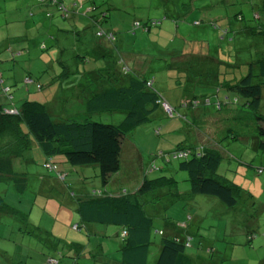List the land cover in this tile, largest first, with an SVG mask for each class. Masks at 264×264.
I'll use <instances>...</instances> for the list:
<instances>
[{
  "label": "rangeland",
  "instance_id": "374dc122",
  "mask_svg": "<svg viewBox=\"0 0 264 264\" xmlns=\"http://www.w3.org/2000/svg\"><path fill=\"white\" fill-rule=\"evenodd\" d=\"M72 1L70 3L67 0L64 4L72 6ZM93 1L97 8L91 14L98 20V11L106 13L102 27L113 30L116 35L123 34L125 48L129 44L134 46L139 59L138 66L148 70L147 74L154 79L155 89L173 106H178V102L189 100L192 96L201 99L203 93L215 101L212 94L216 79L211 85H206L203 82L204 79L208 80L203 75L206 73L186 71L185 61L189 56L183 55L185 48L188 49L195 43L208 44L210 55L219 59L218 64L220 61L230 65L236 63L235 69L237 63L242 64L235 71L236 74L233 72L237 79L245 75L249 67L254 74L256 64L264 59V0H87L83 6L92 4ZM31 3L33 0H0L1 36L17 38L24 35L26 15L35 11L29 7ZM60 19L51 22L45 16L38 28H32V23L28 22V27L39 32L31 33L30 37L35 40L26 41L30 49L22 54L40 64L38 56L42 54L44 63L52 65L44 66L45 70L54 68L58 71L60 68V72L62 71L63 75H57L58 90L49 92L50 95H57L52 100L53 116L64 114L78 119L89 116L97 122L120 125L125 116L122 112L102 111L89 114L87 105L81 102V96L88 95V85H95L93 78L86 72L93 68L104 78L103 63L108 64L110 61L113 66L117 56L97 58L90 53L85 55L86 62L83 61L76 56V53L81 54L84 50L81 40L89 46L96 43L93 31L90 27L87 28L89 22L86 23L87 30L82 36L72 32L69 19ZM152 21H157V24L148 31L137 26L138 22L145 25ZM64 23L68 28L58 30V24ZM53 39H57L60 46L53 45ZM44 42L47 48L43 50L40 45ZM71 42H76L75 48H72ZM61 46L63 47L60 48ZM96 63H100L101 67L100 64L96 67ZM22 64L26 68L27 63ZM204 69L206 66L201 70ZM29 72L34 80L40 78L41 82L47 81V78L41 76L42 69L34 67ZM10 76H13L12 73ZM81 78L84 79L82 84L79 83ZM222 82L218 81L219 84ZM252 82H256L255 79ZM262 92L263 97L257 110L248 107L246 98L222 89L218 93V99L223 101L224 96L228 95V100L231 101L229 104L223 105L221 110H216L213 105L199 106L198 115L195 114L196 110L188 112L186 120L169 118L160 108H155L149 114L145 126H137L133 131L127 130L120 168L111 174L105 185L100 180L98 166H73L65 162L62 154H58L54 160L66 173L65 181L61 182L64 174L54 176V171L47 172L44 168H52L48 165L41 166L42 153L39 149L32 148V161L21 166L15 160L20 168L18 172L28 177L25 190L21 192L13 183L0 182V195L8 206L15 209L13 214H0V264H47L44 255H47L52 243L56 246L69 240L66 230L87 237L83 226L79 230L72 227L80 222L75 198H81L94 189L112 193L127 190L130 193L144 176L153 178L160 175L173 177L177 190L184 197L185 205L178 202L167 210V216L187 222V231L192 235L193 245L189 251L196 256L194 264H264V170L258 173L260 169H264V150L258 144L260 138L256 118L258 114L264 116V89ZM39 93L38 96L33 94L31 99L43 103L47 96L46 90ZM234 98L235 102L232 101ZM13 101L16 102V99ZM16 104L19 105L18 102ZM204 117H211L217 122L211 136L203 135V128L206 129L209 124H206ZM163 124L160 136L151 133L152 128H162ZM175 126L178 128L174 129ZM136 130L139 135H135ZM139 131H143L145 135H141ZM130 141L143 152L147 165L152 160L151 155L159 152V148L169 152L178 146L187 148L201 143L211 147L220 156L217 177L239 187L236 204L229 207L208 194L192 195L187 172L178 169L177 159L164 163L158 157L156 163L158 166L164 165L165 169L144 175L135 156L128 150ZM36 146L37 144L34 147ZM41 175L50 183V187L43 184L46 181L41 180ZM70 192L74 193V197ZM153 195L154 192H148L143 198L148 199ZM165 200L167 199L146 205V212L157 228L165 226L164 211L158 208ZM70 217L71 223L68 225L66 221ZM96 225L101 229L106 227ZM160 238L158 234L154 237L155 242L149 254L150 264L155 260ZM110 250L113 251V245ZM59 264H71V260L63 257Z\"/></svg>",
  "mask_w": 264,
  "mask_h": 264
},
{
  "label": "trees",
  "instance_id": "16d2710c",
  "mask_svg": "<svg viewBox=\"0 0 264 264\" xmlns=\"http://www.w3.org/2000/svg\"><path fill=\"white\" fill-rule=\"evenodd\" d=\"M71 1L69 2L71 3ZM85 1L87 0H73L72 6H70L64 4L65 2L63 3L62 0H33L29 7H32L35 11L31 12V15H26V17H31L33 14H45L46 17H50L55 13L56 16L70 20L73 15L77 16L85 10L81 15L89 19L90 25L88 27L93 31V38L96 42H107L112 45L110 50L106 52V56L109 58V56L113 57V55H116L117 59L113 66L110 61H108V64L104 62L102 66V69L105 70L104 78L99 76L97 80L92 79L95 85H88L89 88L86 89L88 95H82L81 102L87 105L89 114L102 111H118L125 116L120 125L97 122L91 120L89 116H84L86 118L81 119L64 115L63 117H58L56 115L53 116V112L45 103L26 98L14 108L9 103L12 102L11 88L9 86H1L2 79H0V93L5 99H0V182L13 183L18 191L23 192L25 190L28 177L24 173L18 172L20 168H18L19 166L14 159H19L21 166L26 162L32 161L33 158L32 156L30 157L32 148L41 151V166L48 163L47 159H49L51 164L53 160L54 169H50L51 171L44 169L51 173L54 171L55 176H59V173L64 174L60 180L61 182L65 181L66 173L59 168L58 163L54 160L55 155L58 154H62L65 162L73 166H98L100 180L103 185L107 184L111 174L116 173L120 168V158L125 145L127 130L133 131L137 126L146 123L149 119V114L158 105L161 106L160 100L166 101L155 89L150 75L136 72L133 68L132 70L125 59L118 55L119 45L116 42V33L109 28H103L101 25L107 16L106 13L98 11L99 19L97 20L95 15L91 14L97 8L95 2L93 1L92 4L83 6ZM156 24L157 21H152L145 25H141L138 22L137 26H141L143 31H148L151 26ZM74 44L75 42H71L72 48H75ZM40 48L43 50L47 48L45 42L40 45ZM90 53L81 51V54L76 53V56L86 62L85 55ZM95 56L97 58L103 57L101 54L100 56ZM209 56H211L210 52ZM97 64L99 65L100 63H96V67L98 66ZM118 65H120V69L117 68ZM240 65L242 64H238L237 69H239ZM237 69L234 67V71ZM61 72L59 68L58 73H55L56 79L51 82L54 78L52 76L46 82L54 83L58 81L57 75H63ZM92 72L97 73L93 68L86 73H89L90 77L93 78L91 76ZM32 77L26 76L22 79L23 87L33 85L35 89H42L43 85L37 81L38 78L34 80ZM253 79L256 82H252ZM101 80L106 85L98 89L96 86ZM148 80H151L150 85L147 84ZM79 83L82 84L83 81L81 83V80H79ZM263 86L264 59L259 60V63L256 64V72L254 74L251 71V67H249L248 72L239 79L234 75L232 81L227 79L218 87H214L213 94L217 96L221 89L232 91L246 98L248 107L257 110L263 97ZM200 97L202 98L199 99L196 96H192L189 100H181L178 106L168 103L173 113L172 116L165 114L169 118L178 117L186 120L188 112L197 111L199 106L213 105L216 110H221L223 105L231 102L228 100L229 98H224V102L215 98L213 102L210 96L201 95ZM232 101L235 102L236 98ZM178 107L184 110L180 111ZM256 118L258 122L257 133L260 138L258 144L264 150V116L258 114ZM35 144H37L36 147H34ZM154 157H160L164 163L173 159L179 160L178 169L187 172L192 195L193 193L208 194L217 197L229 207L236 204L239 187L217 177L216 170L220 156L211 147L202 143L198 146L187 148L178 146L169 152L157 153ZM164 167V165L158 166L153 160L150 161L147 167L142 168V173L148 175L154 171L163 170L165 169ZM262 170L264 169H260L258 173ZM41 180L45 181L46 179L42 176ZM43 184L46 185V182ZM47 186L50 187L51 185ZM148 192H154V195L144 199L143 197ZM70 195L74 197L73 192H70ZM164 198L167 200L162 202L158 208H162L164 211L163 216L166 222L164 228H157L153 219L146 212V205L161 201ZM75 199L77 203L76 212L80 222L72 226L74 230H79L86 223L113 224L122 228L121 240L119 241L120 264H150L149 254L151 246L155 242L154 237L156 234L160 235L161 238L152 264H194V257L196 256L191 250L189 251V248L193 245L191 243L192 235L187 231V222L178 223L176 221L174 223L172 216H167V210L178 204V202L185 205L184 197L177 190L176 180L173 177L160 175L147 178L144 176L141 183L137 184L130 193L127 190H123L120 193H112L94 189L89 194ZM14 212L15 209L8 206L0 195V214H13ZM73 245L77 247L83 246L78 241H66V243H58L56 246L52 243L44 261L47 264H58L60 259L71 251V246ZM54 252L55 255L53 256L55 258L51 257ZM73 256H76V254ZM49 259H55L56 261L50 262ZM76 260L75 258L74 262ZM76 264H84V261L79 260Z\"/></svg>",
  "mask_w": 264,
  "mask_h": 264
},
{
  "label": "crops",
  "instance_id": "0c3cea01",
  "mask_svg": "<svg viewBox=\"0 0 264 264\" xmlns=\"http://www.w3.org/2000/svg\"><path fill=\"white\" fill-rule=\"evenodd\" d=\"M63 3L67 0H62ZM70 0H68L69 2ZM88 6V5H87ZM46 15H41V14H33L31 17L27 16V20L25 21V27H24V35H21L17 38L15 37H6L5 35H0V79H2V84L1 86H9L11 88V92H12V102H9L10 105L12 107H17L18 105L16 104V102L19 103V101H22L23 99H30L31 100V96L33 94H36L38 96V94H40L39 92L41 90H46V98L45 100L43 99V103H45L50 110L53 112V106H52V100L55 99L57 97V95H50L49 92H55L58 90L59 86L57 81L54 83H47L45 82H41L42 79L38 78L37 81L40 82L43 87L42 89H35V87L33 85H30L28 87H23L22 84V79L26 76H31L29 70L32 68H36V69H42L43 73H42V77L44 78H48L47 81L50 79V77L54 76L53 80H51V82H53L56 79V74L58 73V71H56V69L52 68V69H44V66L47 67L48 64L44 63V58L41 55L38 56V59L40 60V63H36L34 61H31L27 58H25L24 56H22L23 51L25 50H29V44H26V41L29 39L30 41H34L35 38L30 37L31 33H38L39 31H33L32 28H38L40 27V22L43 20V18ZM79 16V17H78ZM48 18H50L51 22H54L56 19L57 20H61L60 18H62L61 16H56V14L54 13L53 16H47ZM84 18V19H82ZM86 19V21H85ZM63 20V18H62ZM70 21V26L72 28V32L77 35L78 33L82 34V36L84 35L85 31L87 30V28L89 27H85L86 23L89 22L90 25V21L88 18L83 17L81 14H78L77 16H72ZM30 22L32 23V28H30V26H27V23ZM59 22V21H57ZM68 28V25L66 23L64 24H58L57 29L60 30L59 28ZM117 40L116 42H118L119 45V53L118 55L120 57H122L123 59H125L126 63L128 65H131V67L134 69L136 72H141L144 73L146 75H148V70L144 69L143 67L140 68L139 65V59H138V55L137 52H134V46L129 44V47L125 48L124 47V35L120 34L117 35ZM76 38V37H75ZM53 41L55 43H53L54 45H59L60 43L58 42L57 39H53ZM76 43V42H75ZM81 43L84 46V51L86 53V51L93 53L94 55H98L100 56H106V52L108 50H110L112 45H109L107 42H96L95 44L92 45H85L84 41L82 40ZM117 45V44H116ZM117 45V47H118ZM63 46H61L60 48H62ZM75 47V45H74ZM185 52L183 55H188L189 57L187 58V60L185 61L186 64V71L191 70L192 72H202V73H206L203 75H206L208 80L204 79V84L206 85H211L210 83L213 82L214 79H216L217 83L215 84L214 87H218L219 84L218 81H224V80H229L232 81L234 79V75L233 72L234 71V67H236V63L234 65H230V63L228 62H222L219 63V59L216 60L213 56H209V52L211 51L210 47L207 45H203L201 43H195L194 45H192L190 48H185L184 49ZM188 50H190L191 52H188ZM51 56H53L52 53ZM216 55L218 56V53L216 52ZM220 56L222 57L223 55L220 54ZM17 58V60H16ZM23 60H22V59ZM21 59V60H20ZM25 59H27V61H24ZM22 63H27L26 64V68L24 67V65ZM103 63V62H102ZM201 63V64H200ZM104 64V63H103ZM197 64V65H196ZM98 65V64H97ZM221 65V66H220ZM223 65H225L226 67H223ZM238 65V63H237ZM52 67V65H50ZM206 69L201 70L202 67H205ZM233 66V67H232ZM24 67V69H23ZM101 67V64H100ZM120 65H118L117 68H119ZM209 68V70H208ZM120 69V68H119ZM52 71V73L50 72ZM10 73H12L13 76H10ZM221 74L222 77L219 75ZM90 75V74H89ZM91 76H93V79H98L99 75L97 73L92 72ZM205 77V76H204ZM153 79V77H151ZM81 82L84 79H80ZM100 80V79H99ZM98 80V81H99ZM97 81V82H98ZM106 83L102 80L100 81V83L98 82L96 88L98 87V89L105 87ZM153 85H154V79H153ZM202 95H207L206 93H203ZM213 97L215 98H219V94H217V96H215L214 94H212ZM226 99H228V95L224 96ZM0 99L1 100H5L3 95H1L0 93ZM13 99H16V102L13 101ZM167 102V101H166ZM168 103V102H167ZM220 104V102H218ZM179 104V102H178ZM157 108H160L163 112V108L158 105ZM194 113V112H193ZM198 115V111L195 113ZM64 114H60L58 115L63 117ZM204 119L206 120V124L207 127L210 128H203V135H207V136H211L212 133H214V129L216 127V120H214L213 118L209 117L206 118L204 117ZM205 123V121H204ZM202 124V123H201ZM205 124V125H206ZM176 125V123L174 124ZM204 125V126H205ZM141 126H145V124H142ZM164 128V124L162 126V128L155 127L152 128L151 133L152 134H156L155 136H160L161 131ZM175 128H178V126H175ZM173 129V130H174ZM146 130V129H145ZM141 132V135H145L144 133H142L143 131H139ZM135 135H139V133L137 132V130L135 131ZM130 144L128 145V150L131 152L132 155H134L135 160L138 162L140 169H142L143 167H147L145 159H144V154L142 151L138 150V148L135 146L134 142L130 141ZM124 147V146H123ZM161 148H159V152L157 153H163L165 151V149L160 150ZM156 153V154H157ZM154 154H150L151 155V159L150 161L155 160L156 163V159L154 157ZM29 156V153H28ZM31 157V155H30ZM16 160V159H14ZM17 162L20 163V160L17 159ZM150 163V162H149ZM55 176V175H54ZM46 181V185H49L50 183ZM48 182V183H47ZM173 222L176 223V221L185 223V221L182 220H175V218H173ZM175 220V221H174ZM190 220H192V217H190ZM66 223L68 225H70L71 223V217L69 219H67ZM97 225L95 223H87L84 226V230L86 231L87 237H85L84 235H81V233H74V231H70V230H66L67 234L66 237L69 240L66 241H78L80 242L82 245L83 243L85 244V246H79L77 247L76 245L71 246V251L67 252L65 254L64 257H67V259L71 260V264H76V262L79 260H83L84 264H87L88 262L90 264H120L119 260H120V252H119V241L121 240V232H122V228L120 226L117 225H105L106 227H104V229H101V227H96ZM111 226V227H109ZM82 230V229H81ZM81 239V240H79ZM111 245H113V251L110 250ZM76 254V256H73L74 254ZM53 255L51 254V257L55 258ZM44 257H46V255H44ZM63 258V257H62ZM61 258V259H62ZM77 259L76 262H74V259ZM61 259L59 261V263L61 262ZM58 263V264H59ZM21 264V263H20ZM24 264H26L24 262Z\"/></svg>",
  "mask_w": 264,
  "mask_h": 264
},
{
  "label": "built area",
  "instance_id": "2783aa9c",
  "mask_svg": "<svg viewBox=\"0 0 264 264\" xmlns=\"http://www.w3.org/2000/svg\"><path fill=\"white\" fill-rule=\"evenodd\" d=\"M147 84L150 85V84H151V80H148V81H147ZM5 90H6V89H5ZM160 104H161V106H162L164 112L167 113L168 116H172V113H173V112H172V108H171V106H170L166 101H163V100H160ZM45 165H48L49 168H52L51 170L54 169V166H53L50 162H48V163L45 164ZM43 166H44V165H43ZM49 261H50V262H55L56 260H55V259H49Z\"/></svg>",
  "mask_w": 264,
  "mask_h": 264
}]
</instances>
